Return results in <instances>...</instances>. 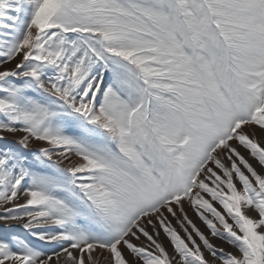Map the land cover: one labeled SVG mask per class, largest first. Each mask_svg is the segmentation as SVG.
<instances>
[{
  "label": "snow or ice",
  "instance_id": "1",
  "mask_svg": "<svg viewBox=\"0 0 264 264\" xmlns=\"http://www.w3.org/2000/svg\"><path fill=\"white\" fill-rule=\"evenodd\" d=\"M0 264H264V0H0Z\"/></svg>",
  "mask_w": 264,
  "mask_h": 264
}]
</instances>
